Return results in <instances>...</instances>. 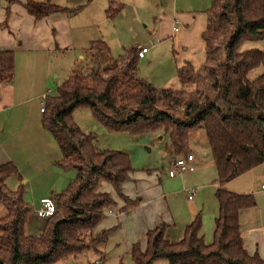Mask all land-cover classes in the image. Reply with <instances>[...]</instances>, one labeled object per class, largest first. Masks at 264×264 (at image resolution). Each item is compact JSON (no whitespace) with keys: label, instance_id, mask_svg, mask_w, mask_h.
<instances>
[{"label":"trees","instance_id":"trees-1","mask_svg":"<svg viewBox=\"0 0 264 264\" xmlns=\"http://www.w3.org/2000/svg\"><path fill=\"white\" fill-rule=\"evenodd\" d=\"M22 7L33 18L65 9L49 0H25ZM121 8L122 4L109 1L105 16L112 18ZM200 38L203 62L197 68L189 63L175 68L176 80L191 85V90L155 87L137 79L133 49H123L101 66L96 52L108 48L100 39L89 41V72L72 70L44 99L41 127L57 145V167L72 170L74 177L53 197L55 211L44 218L37 235L24 233L31 208L21 189L5 186L14 166L0 165V205L5 210L0 217V264H55L84 250L98 252L113 229L93 232L114 204L108 193L99 190L101 183H108L120 199L129 202L121 193L132 172L128 155L98 150L94 136L72 121L71 113L79 107L88 108L108 132H162L173 157L190 154L189 135L203 131L215 168L217 214L211 241L205 243L199 234V214L176 242L164 238L161 223L145 231L142 248L131 243L128 254L133 264L157 259L167 264H264L256 253L245 251L237 221L238 211L253 205L252 195L224 188L229 180L264 161V45L239 49L245 41L264 43V0H212ZM257 67L260 72L249 79L248 72ZM12 69L13 51L0 50V81H10ZM96 264H103L102 256Z\"/></svg>","mask_w":264,"mask_h":264},{"label":"crops","instance_id":"crops-1","mask_svg":"<svg viewBox=\"0 0 264 264\" xmlns=\"http://www.w3.org/2000/svg\"><path fill=\"white\" fill-rule=\"evenodd\" d=\"M1 1L0 17L11 6ZM109 1L112 0H108L107 4ZM159 1L161 10L155 14L156 28L152 31V35L160 42L170 40V47L166 50L171 57L169 68L161 66L160 73L152 77L157 80L149 78L147 80L146 76L137 75L135 67L137 64L139 67L143 64L149 65L151 59H146L149 57L146 54L149 53L150 47L148 46L152 43L135 39L122 49L134 50L133 47L137 42L147 46V51L143 56L136 58L133 74L137 75L136 78L141 81H149L148 83L153 86L164 87L162 83L175 78L174 73L177 66L189 63L193 68H197L203 62L204 43L200 38V33L205 27V10L212 0ZM134 2L136 3V0L116 2L122 4V8L115 15L125 16L124 20L130 27L131 24H135V21L143 20ZM54 3L65 6L59 2ZM20 4L22 7V2ZM22 14L27 22L29 19H38V21H45L48 25L57 28L66 23L65 19H67L61 12L33 18L25 12L23 7ZM101 38L98 37L95 40H102ZM91 40L90 38H87L85 42L81 40L77 44L79 51L82 52L83 47L86 48ZM59 43L58 35L56 44L60 45ZM48 44L49 42L46 46ZM46 46L35 36L31 45H28L25 50L22 47L16 50L12 38L0 30V50L12 49L11 51L20 52L25 58L21 59L19 67L14 59L10 81H0V165L10 162L15 168V172L5 179V183L8 182L13 189H21L22 198L29 204L33 213L32 218L39 221L32 225L30 220L33 219L27 217L24 232L30 226L32 233L40 232L43 224L34 215L39 198L49 196L53 199L66 186L70 177L65 173L66 171L57 167L56 161L60 158L59 150L51 134L40 124L41 115L38 102L40 96L49 91L48 76L52 71L47 59H43L46 55ZM74 47L76 46L73 45L72 48ZM259 72L253 73L249 79L254 78ZM201 138L204 140V135H201ZM192 148L190 154L193 158V170L177 175L176 178L166 175L168 178L162 180L157 170L153 169L152 173L147 172L148 178L143 180L132 169L129 179L121 185V193L129 202L123 201L116 195L113 199L114 204L106 209L107 213H109L108 210L112 211L109 214L113 219L101 222L99 228L115 226L119 232L126 230L127 233H123V239H121L124 249L127 250L133 242H137L142 248L146 230L162 223L165 225L164 238L169 242H176L182 237L184 227L196 214H199L201 221L199 234L202 239L208 238V233L213 228V219L217 214V202L213 194L216 188L215 168L210 157V162H208L206 157L197 154L199 151L194 145ZM162 154L160 159L164 162L161 166L164 173L167 161L173 158L170 146H166ZM263 177L264 161L229 180L224 188L229 192L252 195L253 205L240 209L237 213V221L245 251L248 254L256 253L264 259V185L257 184L258 180ZM109 239L110 234L98 252H95V259L92 262L98 260V253L104 251L106 246L108 247ZM116 245L119 247L120 242ZM104 254H106L105 251ZM92 262L88 261L85 264Z\"/></svg>","mask_w":264,"mask_h":264},{"label":"rangeland","instance_id":"rangeland-1","mask_svg":"<svg viewBox=\"0 0 264 264\" xmlns=\"http://www.w3.org/2000/svg\"><path fill=\"white\" fill-rule=\"evenodd\" d=\"M3 1L11 6L6 9L3 14H1L0 30L4 31L12 38L15 48H17L16 50L21 47L25 50L28 45H31L35 36L36 39L38 38V40L43 42L45 46L49 42V44L45 47L47 50L45 51L46 55L43 58L47 59L49 66L52 68L51 74L48 76V95H53L55 93L56 87L72 70H77L82 74L89 72L90 64L88 57L89 54L86 50L87 47H83L84 49L82 52H80V49L77 47V44L81 40L85 42L87 38L95 40L98 37H102L101 39L107 44V51L96 52L98 59L101 61V66L107 65L116 59L117 56L122 53V48L127 47L135 39H139L146 43L149 41L152 45H154L152 46L148 44L150 49L146 56H149L150 58L148 57L146 59H151L149 65L143 64L141 67H139L138 64L136 67L134 65L137 69L138 76H146L147 80L148 78L151 80H157L152 79V77H156L155 75L160 73L162 69L161 66H167V68H169L171 65L170 54L166 51L167 48L170 47V40L160 42L152 35V31H155L154 28H156L155 14L157 11L161 10L159 9V0H136V3L134 2L136 10L141 13L143 20L135 21V24H131V27L133 28L127 24L126 20H124L125 16H122V14L118 16H116V14L112 18H107L105 16L104 10L108 0H49L52 3L59 2L62 5L65 4V9H63L61 13L67 18L65 19L66 23L58 28L56 26L52 27L51 25H48L45 21H38V19H29L27 22L25 20V16H23L24 14H22V7L20 4L21 2L23 4L25 0ZM112 1L121 3V0ZM164 6H166V4ZM71 13L72 15H70ZM58 35L60 45L56 44V38ZM73 45L76 47L72 48ZM263 45V41L260 40L245 41L241 44L239 49H262ZM58 46L61 47L59 48ZM14 59H16V64L19 67V63L21 64L22 61L21 59L25 58L20 52H15V50H13V66ZM260 70V67L252 69L248 72L247 77L251 78L253 73ZM162 84L164 87H168L170 89H192L191 85L180 84L176 78ZM171 112L175 115L178 114L177 111L174 110ZM71 118L80 131L94 136V145L98 150L112 149L125 152L128 155L131 168L136 174L140 175L143 180L148 178L147 172L150 171L152 173L153 169L157 170L158 176L162 180L168 178L166 174L162 172L163 167H161L164 164L162 159H160L163 156L162 152L166 146H169L167 136L162 132H148L141 134L108 132L93 119L89 109L85 107L74 109L71 113ZM192 133L193 134H191L188 138V145H190L189 149H193L192 146L194 145L199 151L197 154L203 155L206 157V161L210 162L206 141L201 138V135H204L203 131L199 129ZM65 173L70 175L67 181L69 182L74 177V172L72 170H68ZM176 176L177 175L174 177L176 178ZM257 184L264 185V177L260 178ZM5 186L9 190H16V188L13 189V186L9 185L8 182L5 183ZM99 190L108 193L112 199L116 198V194L114 193L112 187L106 182L101 183ZM111 206H109L108 209L111 208ZM3 214H5V210L0 205V217ZM104 215L105 216L101 222L113 219V217L107 213V210ZM28 217H30L29 219L33 217L32 211L29 213ZM32 219L33 220H30L32 225L39 222L34 218ZM38 219L41 223L44 221V218ZM100 223L95 227L93 232L113 227L110 232L108 247L106 246L104 249L106 254H104L103 250L101 251L102 253L100 252V256L103 258V264H133L128 254L129 248L125 250L123 247V241H121V239H123V233H127L126 230L119 232V229H116L115 226L99 228ZM32 232V229L28 226L24 233L27 235H37L39 231H36V233ZM208 234V238H203L205 243H209L212 239V231ZM117 242H120L119 247L116 245ZM94 254L96 253L93 250H84L75 254V256L71 255L65 260L58 261L55 264H85L86 262H92L95 259ZM100 256L97 255V259ZM153 264L167 263L163 259H158L153 262Z\"/></svg>","mask_w":264,"mask_h":264},{"label":"built area","instance_id":"built-area-1","mask_svg":"<svg viewBox=\"0 0 264 264\" xmlns=\"http://www.w3.org/2000/svg\"><path fill=\"white\" fill-rule=\"evenodd\" d=\"M1 7H2V1L0 0V10H1ZM133 48H134L136 58L142 57L143 54L147 51V46L139 42H137ZM47 94H48V91L44 92L40 96V100L38 102L40 115L43 111L44 99ZM192 170H193V158L191 154H187L185 156H178V157L169 159L164 168V173L168 177H172L175 175H181L185 172H189ZM54 211H55V203L53 199L49 196H44V197L39 198L38 206L34 209V215L38 218H46L52 215ZM108 212L111 213L112 211L108 210ZM87 264H96V261L92 263H87Z\"/></svg>","mask_w":264,"mask_h":264}]
</instances>
